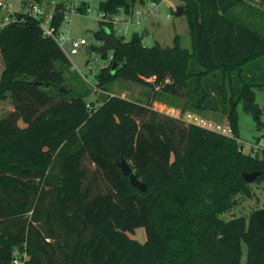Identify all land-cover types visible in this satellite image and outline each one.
<instances>
[{
    "label": "trees",
    "instance_id": "trees-1",
    "mask_svg": "<svg viewBox=\"0 0 264 264\" xmlns=\"http://www.w3.org/2000/svg\"><path fill=\"white\" fill-rule=\"evenodd\" d=\"M137 1L99 7L128 11ZM246 1L182 0L190 50L177 36L172 46H144L145 30L125 39L99 22L95 37L106 26L117 46L96 88L134 82L148 88L145 102L106 93L96 106L72 96L64 79L70 61L38 20L17 14L0 27V102L9 96L13 105L0 119V264H264V208L219 217L236 194H249L243 172L264 180V148L245 153L237 140L238 104L261 124L254 89H264V33L235 12ZM176 98L181 113L222 114L233 136L151 107ZM84 159L105 191L94 190ZM121 159L146 191L130 185ZM138 227L143 243L128 235Z\"/></svg>",
    "mask_w": 264,
    "mask_h": 264
},
{
    "label": "rangeland",
    "instance_id": "rangeland-1",
    "mask_svg": "<svg viewBox=\"0 0 264 264\" xmlns=\"http://www.w3.org/2000/svg\"><path fill=\"white\" fill-rule=\"evenodd\" d=\"M11 4L13 11H18L21 8L24 0H4ZM60 0H45L41 4L47 10H51L53 7L52 2ZM99 4V0L93 3L96 7ZM133 10H137L143 14L142 25L136 27L129 25V30L123 34L125 39H129L132 31L136 28V31L141 33L145 30V35L142 38V44L144 46H152L157 42L160 46H172L175 37L177 36V42L180 46L191 49V37L187 23L186 15L183 14L182 0H163L158 10L152 14H147V11L154 9L152 1L143 0L137 1L133 6ZM182 8V14L176 16L174 13L176 8ZM240 12L241 16L245 20L251 22L264 33V0H247L244 4L238 5L235 12ZM65 25V28H69L70 37L73 39L84 38L91 46L89 52L85 51L86 47L79 49L77 54H70V46L68 43L61 45L62 50L67 55L70 66L64 69L65 84L70 90L72 96H82L83 99L89 104H95L96 106L101 103L102 96L106 93L119 95L128 99L136 100L139 102H145L148 96V88L136 84L134 82L116 79L108 87L107 91H101L96 88V75L102 67L108 66L107 55L112 51L102 52L98 49L100 41L95 37L94 33L99 29L100 24L95 18L94 13H75L69 16V22ZM116 30H125V25L118 23L114 26ZM118 35V34H116ZM58 66V64H56ZM3 69V62L0 56V73ZM254 99L258 107L261 110V124L253 120L252 116L246 113L241 104H238L237 111V140L242 146V150L245 153H254L259 155L260 148H264V89H254ZM173 106H170L163 102L153 101L151 107L159 112L165 113V115L175 118L180 123L187 125L189 122L187 118L189 115H193L194 112L186 110L181 113L180 108L176 105L180 103L179 99H172ZM13 110V105L8 96V99L0 102V119L5 117L9 112ZM205 120L215 123L227 124L228 121L220 113H212L207 111L205 113L198 114ZM83 165L88 171V177H93V188L105 191L107 188L100 178V175L95 171L94 165L90 164L87 159L83 160ZM88 179V178H87ZM88 182L85 180L84 184ZM249 194L238 193L233 197L234 203L232 207L219 215L223 220H229L234 217L244 216L247 218L251 211L264 208V180L260 182L248 183ZM131 238L143 243L145 241V230L143 227H138L134 230V233H128ZM18 257L25 258L26 254L16 250ZM246 258V246L242 244V263Z\"/></svg>",
    "mask_w": 264,
    "mask_h": 264
},
{
    "label": "built area",
    "instance_id": "built-area-1",
    "mask_svg": "<svg viewBox=\"0 0 264 264\" xmlns=\"http://www.w3.org/2000/svg\"><path fill=\"white\" fill-rule=\"evenodd\" d=\"M95 1L97 0H60L57 2H52V9L47 10L42 7V4L37 3L34 0H24L19 10L13 11L9 2L0 0V27L6 25L12 20H15L17 18V14L29 15L39 21V27L43 36L53 38L60 47L64 43H68L70 46L69 53L74 55L79 52V49L89 45L88 41L84 38H71L69 28H65V25H63L65 23L67 24L69 22V16H72L75 13H94L95 18L98 20V22H102L106 25H109L115 36H124L123 34L126 32V30L130 29L129 25H134L136 27H140L142 25V18L144 17L143 14L138 10L135 12L132 6L129 8L128 11H125L123 7H118L115 12L108 13L102 10L99 7V4L94 7L93 3ZM101 1L103 0H99V3ZM162 1L163 0H159V2H152V5L155 8L147 11V14H152L156 10H158L159 5ZM58 3H61L59 12L62 13L63 19L61 24L58 27H55L52 23V20L55 6ZM118 23L125 25V30H116L114 26ZM132 32H137L136 28ZM90 50L91 46L89 47V51ZM111 58L112 54H109L107 58L108 64L110 63ZM185 119H187L189 123L202 126L219 134L226 135L229 137L233 136L232 129L228 123L221 124L208 121L203 119L202 117H200V115L196 113H194L193 115H189ZM250 154L254 155V153ZM13 264H21L20 259L15 258Z\"/></svg>",
    "mask_w": 264,
    "mask_h": 264
},
{
    "label": "water",
    "instance_id": "water-1",
    "mask_svg": "<svg viewBox=\"0 0 264 264\" xmlns=\"http://www.w3.org/2000/svg\"><path fill=\"white\" fill-rule=\"evenodd\" d=\"M176 16H180L182 14V8L178 7L176 8V11L174 13ZM102 30L104 31V34H102L99 37V41H100V46L98 47V49L100 51H113L116 49L117 46V42L116 40L110 35V31L106 26L102 27ZM86 52H88V48L85 49ZM115 63L112 64V68H114ZM118 167L120 168L122 174L128 176L129 178V183L131 186L137 188L139 191L144 192L147 189L146 184H144L143 182H141L133 173L132 168L130 166V164L124 160L121 159L118 163H117ZM259 171H253V172H243L242 173V177L243 179L250 183L253 182L256 177L258 176Z\"/></svg>",
    "mask_w": 264,
    "mask_h": 264
},
{
    "label": "crops",
    "instance_id": "crops-1",
    "mask_svg": "<svg viewBox=\"0 0 264 264\" xmlns=\"http://www.w3.org/2000/svg\"><path fill=\"white\" fill-rule=\"evenodd\" d=\"M89 47H90L89 45H88V46H86V48H88V51H89ZM86 48H85V49H86ZM161 112H162V111H161ZM162 113H163V112H162Z\"/></svg>",
    "mask_w": 264,
    "mask_h": 264
}]
</instances>
